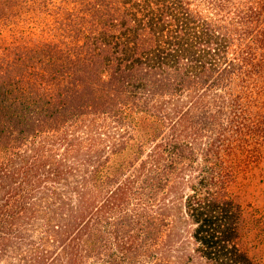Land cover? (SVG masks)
I'll use <instances>...</instances> for the list:
<instances>
[{
  "label": "trees",
  "instance_id": "1",
  "mask_svg": "<svg viewBox=\"0 0 264 264\" xmlns=\"http://www.w3.org/2000/svg\"><path fill=\"white\" fill-rule=\"evenodd\" d=\"M261 163L264 0H0V264H258Z\"/></svg>",
  "mask_w": 264,
  "mask_h": 264
},
{
  "label": "rangeland",
  "instance_id": "2",
  "mask_svg": "<svg viewBox=\"0 0 264 264\" xmlns=\"http://www.w3.org/2000/svg\"><path fill=\"white\" fill-rule=\"evenodd\" d=\"M231 191L244 209L242 244L258 264H264V163L243 168Z\"/></svg>",
  "mask_w": 264,
  "mask_h": 264
}]
</instances>
